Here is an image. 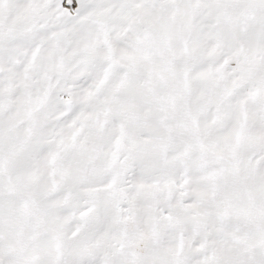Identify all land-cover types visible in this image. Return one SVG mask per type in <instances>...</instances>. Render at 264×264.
<instances>
[{
	"label": "snow or ice",
	"instance_id": "6c2138e0",
	"mask_svg": "<svg viewBox=\"0 0 264 264\" xmlns=\"http://www.w3.org/2000/svg\"><path fill=\"white\" fill-rule=\"evenodd\" d=\"M0 264H264V0H0Z\"/></svg>",
	"mask_w": 264,
	"mask_h": 264
}]
</instances>
